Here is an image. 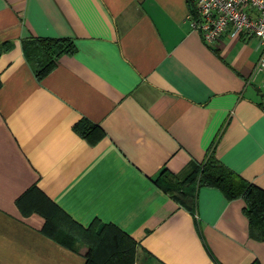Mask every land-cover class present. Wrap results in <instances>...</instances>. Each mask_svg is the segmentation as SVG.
<instances>
[{
	"label": "crops",
	"instance_id": "obj_1",
	"mask_svg": "<svg viewBox=\"0 0 264 264\" xmlns=\"http://www.w3.org/2000/svg\"><path fill=\"white\" fill-rule=\"evenodd\" d=\"M189 0H0V264H84L17 199L36 185L77 224H114L135 264H264L241 199L198 189L187 210L155 183L210 153L264 189V53L255 38L207 44ZM76 51L38 80L23 45ZM85 121L92 128L76 130ZM83 132L85 134H83Z\"/></svg>",
	"mask_w": 264,
	"mask_h": 264
},
{
	"label": "trees",
	"instance_id": "obj_2",
	"mask_svg": "<svg viewBox=\"0 0 264 264\" xmlns=\"http://www.w3.org/2000/svg\"><path fill=\"white\" fill-rule=\"evenodd\" d=\"M189 2V12H193V4L190 0ZM75 51L73 43L63 39H30L23 45L24 55L38 80L48 75L62 56H70ZM90 128L92 125L85 121L75 127L81 133ZM155 183L191 212L196 208L197 193L201 187H214L227 200H243L250 235L264 241V189L231 171L212 153L203 163L195 165L183 176L163 169ZM17 206L23 215L34 212L41 215L45 221L41 233L60 246L77 252L80 245H86L88 253L84 264H135L137 244L127 233L114 224L98 221L84 228L65 214L36 185L19 196Z\"/></svg>",
	"mask_w": 264,
	"mask_h": 264
},
{
	"label": "built area",
	"instance_id": "obj_3",
	"mask_svg": "<svg viewBox=\"0 0 264 264\" xmlns=\"http://www.w3.org/2000/svg\"><path fill=\"white\" fill-rule=\"evenodd\" d=\"M193 12L187 20L207 44L216 43L224 34L237 39L255 38L264 48V0H190ZM264 74V53L258 61ZM264 88V80H262Z\"/></svg>",
	"mask_w": 264,
	"mask_h": 264
}]
</instances>
